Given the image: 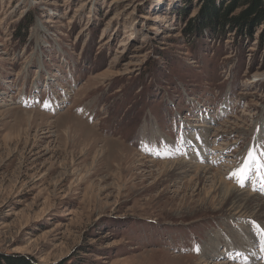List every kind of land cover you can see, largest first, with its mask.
<instances>
[{
    "label": "rangeland",
    "instance_id": "obj_1",
    "mask_svg": "<svg viewBox=\"0 0 264 264\" xmlns=\"http://www.w3.org/2000/svg\"><path fill=\"white\" fill-rule=\"evenodd\" d=\"M201 6L0 0V264H264L213 178L264 198V26L187 36Z\"/></svg>",
    "mask_w": 264,
    "mask_h": 264
},
{
    "label": "trees",
    "instance_id": "obj_2",
    "mask_svg": "<svg viewBox=\"0 0 264 264\" xmlns=\"http://www.w3.org/2000/svg\"><path fill=\"white\" fill-rule=\"evenodd\" d=\"M202 16L199 23L187 25V36L202 35L208 29L211 35L227 36L229 31L239 30V35L253 37V30L264 26V0H201ZM241 10L237 17L231 16ZM244 39V37H242ZM8 264H29L6 259Z\"/></svg>",
    "mask_w": 264,
    "mask_h": 264
},
{
    "label": "bare ground",
    "instance_id": "obj_3",
    "mask_svg": "<svg viewBox=\"0 0 264 264\" xmlns=\"http://www.w3.org/2000/svg\"><path fill=\"white\" fill-rule=\"evenodd\" d=\"M165 165H167V168H169L170 173H173V174H176L177 173L176 174L177 176H183L185 174H189V173L195 172V178L196 179H203V180L210 179L209 178L210 176L208 177V175L211 174L210 173L211 168H208V167H204V166L201 167V165L200 166L188 165L187 163L180 162V161L167 162V163H165ZM218 176L219 175L215 176V174H214V177H213L216 180V182H217V184H215V185H217L216 187H218V190L220 189L221 194L224 193L225 189L227 190L226 196L232 197V202L231 203L234 206H236V205H237V207L239 206L238 207L239 209H237V211L240 210L241 208H245L243 206H251V204H252V208L251 209H253L254 211L257 210L255 212H258L256 214H253L252 213V216H255L253 218H255V219L258 218L260 220H263L264 219V198L263 197L261 198L260 197L261 195L259 196V195H256V194H252L248 190H245V189H242V188H238L236 186H233L231 183H229L228 181H226L222 177H218ZM236 203H240V204H236ZM248 204H250V205H248ZM240 212H242V211H240ZM259 227H260V230H263L264 231V227L263 226H259ZM255 229L256 228H253L251 226V224L247 222V225L245 227V231H246V233H249L250 234V238H249V240L248 239L247 240L252 245L254 243H256L255 242V234L256 233H254ZM247 238H248V236H247ZM252 242H254V243H252ZM249 243L247 244V247H246L248 249L250 248V244ZM252 261H253L252 264H257L258 263V261H256V259H254ZM205 262H202L201 261L202 264H209V263H205ZM216 264H218V263H216ZM220 264H227V263H220Z\"/></svg>",
    "mask_w": 264,
    "mask_h": 264
},
{
    "label": "snow or ice",
    "instance_id": "obj_4",
    "mask_svg": "<svg viewBox=\"0 0 264 264\" xmlns=\"http://www.w3.org/2000/svg\"><path fill=\"white\" fill-rule=\"evenodd\" d=\"M249 160H250V162L252 160H257V156H256V154L254 152H252V153L249 154ZM260 167H264V164H261ZM244 171H245V169H241L239 172L234 173V175H242V173Z\"/></svg>",
    "mask_w": 264,
    "mask_h": 264
}]
</instances>
